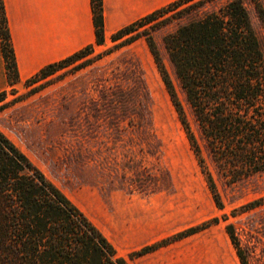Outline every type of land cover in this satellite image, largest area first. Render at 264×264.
<instances>
[{
  "label": "rangeland",
  "instance_id": "rangeland-1",
  "mask_svg": "<svg viewBox=\"0 0 264 264\" xmlns=\"http://www.w3.org/2000/svg\"><path fill=\"white\" fill-rule=\"evenodd\" d=\"M242 1L264 52L254 4ZM169 29L151 34L199 140L161 43ZM85 59L9 86L0 130L129 264H241L228 224L248 263L264 264V173L227 185L203 151L218 208L144 39L110 35Z\"/></svg>",
  "mask_w": 264,
  "mask_h": 264
},
{
  "label": "trees",
  "instance_id": "trees-1",
  "mask_svg": "<svg viewBox=\"0 0 264 264\" xmlns=\"http://www.w3.org/2000/svg\"><path fill=\"white\" fill-rule=\"evenodd\" d=\"M252 2L264 28V7L259 0ZM91 6L95 44L102 45V0H91ZM168 26L161 43L199 140L151 34ZM122 38L124 43L144 39L213 200L221 208L203 151L227 185L264 173V52L244 2L174 0L111 34L113 41ZM0 44L11 86L19 82V76L2 0ZM92 50L93 44L86 45L43 66L27 80H47L84 59L77 65L83 66ZM5 94L6 90L0 92V102ZM226 231L241 264H249L232 225ZM0 264H129L1 130Z\"/></svg>",
  "mask_w": 264,
  "mask_h": 264
},
{
  "label": "crops",
  "instance_id": "crops-1",
  "mask_svg": "<svg viewBox=\"0 0 264 264\" xmlns=\"http://www.w3.org/2000/svg\"><path fill=\"white\" fill-rule=\"evenodd\" d=\"M19 81L95 44L91 0H2ZM174 0H102L104 37ZM8 84L0 44V92Z\"/></svg>",
  "mask_w": 264,
  "mask_h": 264
}]
</instances>
